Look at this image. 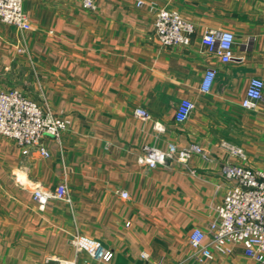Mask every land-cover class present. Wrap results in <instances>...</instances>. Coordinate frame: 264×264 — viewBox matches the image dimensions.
<instances>
[{
	"label": "crops",
	"instance_id": "crops-1",
	"mask_svg": "<svg viewBox=\"0 0 264 264\" xmlns=\"http://www.w3.org/2000/svg\"><path fill=\"white\" fill-rule=\"evenodd\" d=\"M81 2L24 0L30 30L0 21V87H17L72 121L59 140L44 138L48 157L24 155L0 135V264H256L241 245L198 262L188 238L207 229L231 185L222 168L236 160L222 139L246 150V165L264 166V96L254 109L241 103L250 78L264 79V0H96L93 10ZM161 7L194 23L189 44H161L154 30ZM210 28L235 34L231 62L209 52ZM208 67L216 76L203 91ZM183 98L194 108L178 121ZM138 107L150 119L137 117ZM169 142L197 143L212 160L139 162L144 145ZM61 182L68 199L39 207L33 190ZM94 243L112 258L94 257Z\"/></svg>",
	"mask_w": 264,
	"mask_h": 264
},
{
	"label": "built area",
	"instance_id": "built-area-1",
	"mask_svg": "<svg viewBox=\"0 0 264 264\" xmlns=\"http://www.w3.org/2000/svg\"><path fill=\"white\" fill-rule=\"evenodd\" d=\"M23 4L24 0H0V21L22 30H30L32 23ZM81 4L86 9L97 8L96 0H82ZM136 4L142 6L145 0H136ZM154 30L164 46L187 45L191 42L195 25L179 11L161 7L156 12ZM235 39L232 31L221 28H210L203 34L209 52L225 63L234 58ZM215 76L216 69L208 67L201 82L203 91L211 89ZM263 91L264 79L252 76L242 99V106L257 108L264 96ZM193 108L194 102L183 98L175 112L176 119L185 121ZM134 114L143 120L150 119V113L142 107L136 108ZM71 123L67 115L39 103L23 90L17 87H0V135L13 138L22 154L28 155L35 151L41 156H50L44 138L51 136L59 140ZM154 127L158 130L164 128L159 122H155ZM219 145L236 160L225 163L222 168L231 185L222 201L215 206V215L208 222L207 229L197 227L189 234L190 258L205 262L214 258L215 252L226 256L233 252L235 245H241L246 256L256 264H264V166L253 168L246 165L248 154L240 145L226 139H222ZM194 154L212 160V154L197 143L179 147L173 142H169L166 148L144 145L138 160L149 168H156L167 164L170 159L187 164ZM121 194L125 198L129 196L126 190ZM32 196L39 207L44 208L51 198L68 199L67 185L61 182L54 190L37 187ZM74 244L78 250L81 249L78 239L74 240ZM90 251L94 257L105 261H109L113 255L111 250H106L97 243L90 245ZM141 255L143 258L148 257L145 252ZM58 262L76 264L73 259H60Z\"/></svg>",
	"mask_w": 264,
	"mask_h": 264
}]
</instances>
